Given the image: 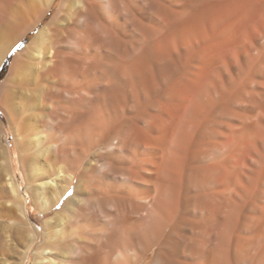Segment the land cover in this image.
Listing matches in <instances>:
<instances>
[{"label": "bare ground", "instance_id": "bare-ground-1", "mask_svg": "<svg viewBox=\"0 0 264 264\" xmlns=\"http://www.w3.org/2000/svg\"><path fill=\"white\" fill-rule=\"evenodd\" d=\"M50 14L0 91L61 203L7 174L22 264H264V0H0V67Z\"/></svg>", "mask_w": 264, "mask_h": 264}, {"label": "rangeland", "instance_id": "rangeland-1", "mask_svg": "<svg viewBox=\"0 0 264 264\" xmlns=\"http://www.w3.org/2000/svg\"><path fill=\"white\" fill-rule=\"evenodd\" d=\"M58 4V1L55 2L53 10L58 6ZM52 13L53 11L51 12V14ZM51 14L43 20L40 26H38L35 30L29 33L26 38L22 40V44H20L22 42L21 41L11 50V60L7 70L5 71L3 79L0 81V91L3 81L8 76L9 68L13 58L15 57V54L20 52L30 42L37 31L50 20ZM18 95H20V97ZM16 96L20 100L23 94L17 92ZM18 99L16 98L15 102H19ZM25 109H27V107H25ZM10 128L11 127L9 120L0 108V264H22V257L26 250L25 244L27 241L20 236V234L18 233V227L12 220L13 217L10 218L9 216V209L11 208V204L6 203V201L10 200V197L6 193L5 189V181L8 178L7 174H11L12 176L15 175L16 181L20 185L21 190L28 201L27 213L29 220L33 225L37 226L40 229H38V232H41L42 223L45 220L49 219L55 213V211L60 207L61 203L57 205L56 208H54L47 216H42L40 210L35 206L31 194L27 192L29 190L30 184L21 166V153L19 152L17 144L20 143V146L23 149V153L25 152L27 154H31L33 155V158L36 155L35 152L39 150L40 145H36L37 141L35 135L28 131V128H25L26 130L22 132H14ZM37 159L38 161H36L35 164L38 167V173L36 172L38 177L35 176L34 178L39 182L46 176V173L50 167V161L48 160L47 156H38ZM27 173H30V171H27ZM35 180H33L34 184H36ZM70 193L71 192H69L67 196H69ZM31 263L32 260H30L29 263L26 264Z\"/></svg>", "mask_w": 264, "mask_h": 264}, {"label": "trees", "instance_id": "trees-1", "mask_svg": "<svg viewBox=\"0 0 264 264\" xmlns=\"http://www.w3.org/2000/svg\"><path fill=\"white\" fill-rule=\"evenodd\" d=\"M23 41L20 43L22 44ZM11 56H12V53H10L5 61L3 62L1 68H0V81L3 79L4 75H5V71L7 70L8 66H9V63H10V60H11Z\"/></svg>", "mask_w": 264, "mask_h": 264}]
</instances>
